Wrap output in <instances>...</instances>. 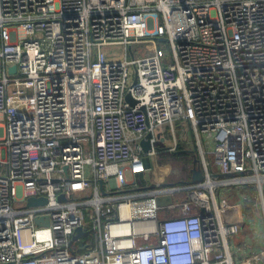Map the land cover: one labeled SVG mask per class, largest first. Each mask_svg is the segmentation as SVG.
<instances>
[{
    "label": "built area",
    "instance_id": "built-area-1",
    "mask_svg": "<svg viewBox=\"0 0 264 264\" xmlns=\"http://www.w3.org/2000/svg\"><path fill=\"white\" fill-rule=\"evenodd\" d=\"M190 136L203 180L155 182ZM251 185L264 211V0H0V264H264Z\"/></svg>",
    "mask_w": 264,
    "mask_h": 264
},
{
    "label": "rangeland",
    "instance_id": "rangeland-1",
    "mask_svg": "<svg viewBox=\"0 0 264 264\" xmlns=\"http://www.w3.org/2000/svg\"><path fill=\"white\" fill-rule=\"evenodd\" d=\"M149 45L146 43H142L138 46L134 47V55L136 58H140L143 57L144 55H146L148 53V47ZM106 57L108 58L109 61H113V62H120L123 61L125 59V51L124 48L121 46H113V47H109V48H105L104 50ZM131 58V57H130ZM178 126V130L176 129V136H177V141H179V139L181 138L182 140L186 141V136L183 137V131L181 130L182 127L184 126L185 128H187L188 126L186 125H177ZM189 135V134H188ZM168 140L166 142V145L168 147L173 146L174 145V141L172 136L168 137ZM194 140L192 139V137L190 136L188 138V145L189 148L192 151H196V147L194 146ZM187 144V143H186ZM161 147H165V145H161ZM177 152V151H176ZM174 152V153H176ZM172 153V154H174ZM171 154V153H168ZM166 155V154H165ZM210 162H212V157L210 156L208 159ZM152 169H154L152 171V178L154 180H156L155 182H162V183H166V184H170V183H180V182H185L187 181V174L186 171L184 170V163L182 162L181 159L177 160V159H173L171 157H164L163 154H159L157 155V157L154 159V161H152ZM235 187H228V186H219L217 188V197L220 200H229V202L231 204H234V202H236L239 197L238 196H232L230 198L229 193H235ZM249 189H251L250 193H245L244 196H249V194L252 193V196H254V198L252 199V214L251 215H255L256 210L254 205L257 203V199L255 196V192L254 189H252V187H249ZM236 194V193H235ZM258 221L259 223H262V218L261 216L258 217ZM242 238H244L245 234H248V228H244L242 229ZM249 235V234H248ZM252 236V235H249Z\"/></svg>",
    "mask_w": 264,
    "mask_h": 264
},
{
    "label": "crops",
    "instance_id": "crops-1",
    "mask_svg": "<svg viewBox=\"0 0 264 264\" xmlns=\"http://www.w3.org/2000/svg\"><path fill=\"white\" fill-rule=\"evenodd\" d=\"M252 189H254L253 192H255L256 199L258 200V188L256 185H251ZM246 192H251V189H245ZM263 192H264V185H263ZM252 196V193L249 194ZM230 198L232 197L231 194H229ZM258 203V201H257ZM256 213L253 216L252 223H251V228H248V234L252 235L249 236L248 234H245L244 238H242V232H241V237L236 240V243L241 246L243 249H245L244 244L248 245V251L249 252H257L263 247V242H264V237H260L258 233H263L264 234V211L260 208L256 207ZM261 216L262 218V223H259L258 217Z\"/></svg>",
    "mask_w": 264,
    "mask_h": 264
},
{
    "label": "trees",
    "instance_id": "trees-1",
    "mask_svg": "<svg viewBox=\"0 0 264 264\" xmlns=\"http://www.w3.org/2000/svg\"><path fill=\"white\" fill-rule=\"evenodd\" d=\"M163 154L164 157H171L173 159H181L184 163V170L187 174V180H191L193 178L194 168H200V159L198 157L197 151H192L185 142H180L178 145L177 152L174 154H168L165 152L160 153ZM166 154V155H165ZM242 193H246L245 189L240 190ZM247 193H250L249 191ZM244 212L248 219H253L252 208L248 203H245ZM247 219V221H249Z\"/></svg>",
    "mask_w": 264,
    "mask_h": 264
},
{
    "label": "water",
    "instance_id": "water-1",
    "mask_svg": "<svg viewBox=\"0 0 264 264\" xmlns=\"http://www.w3.org/2000/svg\"><path fill=\"white\" fill-rule=\"evenodd\" d=\"M16 67H13L11 69V72L12 73H16ZM127 99L131 101V98L130 96L128 95L127 96ZM132 104H134V101L132 102ZM143 148L145 150H148L149 149V145L147 143H143L142 144ZM203 180V174H202V171L201 169L199 168H194V171H193V178H192V183H198V182H201ZM46 204V199L45 198H41V199H35V198H31L28 200V207H34V206H38V205H44ZM41 222V220H36V223L39 224ZM87 235V233H83L82 229H78L77 230V235L74 237V240L80 238V237H85Z\"/></svg>",
    "mask_w": 264,
    "mask_h": 264
}]
</instances>
